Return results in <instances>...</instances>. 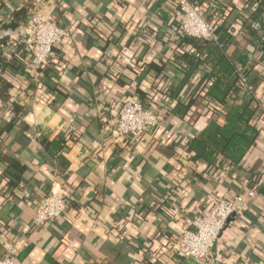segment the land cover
Returning <instances> with one entry per match:
<instances>
[{
	"label": "crops",
	"instance_id": "1",
	"mask_svg": "<svg viewBox=\"0 0 264 264\" xmlns=\"http://www.w3.org/2000/svg\"><path fill=\"white\" fill-rule=\"evenodd\" d=\"M256 1L207 0L205 18L229 35L230 62L245 60L264 111V42L247 29ZM32 7L0 0V256L15 244L16 264H262L264 113L236 165L195 160L188 147L212 119L224 123L203 96L218 48L179 36L172 0H41L67 35L35 71L24 44ZM132 99L157 124L121 137L118 111ZM52 186L66 210L32 225ZM247 189L257 193L209 261L175 257L187 218Z\"/></svg>",
	"mask_w": 264,
	"mask_h": 264
},
{
	"label": "built area",
	"instance_id": "2",
	"mask_svg": "<svg viewBox=\"0 0 264 264\" xmlns=\"http://www.w3.org/2000/svg\"><path fill=\"white\" fill-rule=\"evenodd\" d=\"M41 0H32V9L24 29V44L30 56L32 67L38 71L47 62L58 56L57 46L67 35V28L59 25L40 8ZM175 14L179 18L181 38L193 37L217 40L214 25L204 17L206 8L188 0H172ZM254 29H262L264 42V15L262 23L254 22ZM198 56V53L195 54ZM244 90H248L247 75L239 72ZM157 124V114L146 108L140 101L132 99L124 102L119 111L114 132L121 137L137 136L152 129ZM255 189H247L230 198H221L212 208H204L192 218L186 219L175 245L173 254L177 258H192L209 261L210 249L226 226L228 218L246 199L255 196ZM67 208L65 195L58 186H52L35 210L32 225L40 226L64 213ZM18 255L15 244H9L0 256V264H16ZM262 264H264V259Z\"/></svg>",
	"mask_w": 264,
	"mask_h": 264
},
{
	"label": "trees",
	"instance_id": "3",
	"mask_svg": "<svg viewBox=\"0 0 264 264\" xmlns=\"http://www.w3.org/2000/svg\"><path fill=\"white\" fill-rule=\"evenodd\" d=\"M188 1L200 5L202 8H206L208 5L207 0ZM256 2L247 29L251 33L256 31V37L261 39L262 29H254L252 24L254 22L262 23L264 0H257ZM214 32L217 40L194 39L201 42L203 46L214 44L213 47L218 48L215 51V56L218 59L203 78L205 83L209 82L207 88L203 90V96L211 106L212 111H221L224 123L218 124L216 120L212 119L205 129L188 140V147L194 152L195 160L212 165L215 161L224 159L236 165L255 144L259 134L256 120L263 116L264 111L254 94L255 76H249L248 70L246 67L244 68L245 60L240 58V64L237 66L232 61L231 63V59L229 60L224 52L229 35L222 34L215 26ZM188 38L193 37H185L186 40ZM196 64L198 63H192L191 68L195 67ZM242 70L247 75L248 90H244L239 77V72Z\"/></svg>",
	"mask_w": 264,
	"mask_h": 264
},
{
	"label": "water",
	"instance_id": "4",
	"mask_svg": "<svg viewBox=\"0 0 264 264\" xmlns=\"http://www.w3.org/2000/svg\"><path fill=\"white\" fill-rule=\"evenodd\" d=\"M232 215H233V214H232ZM232 215H231V216H232ZM231 216H230V217H231ZM230 217H229V218H230ZM229 218H228V220H229ZM228 220H227V221H228Z\"/></svg>",
	"mask_w": 264,
	"mask_h": 264
}]
</instances>
